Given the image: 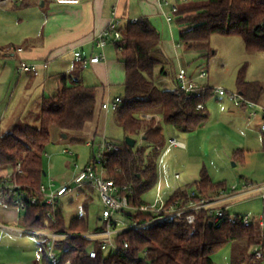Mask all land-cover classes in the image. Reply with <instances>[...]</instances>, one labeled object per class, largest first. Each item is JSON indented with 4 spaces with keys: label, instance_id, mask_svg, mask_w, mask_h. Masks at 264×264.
<instances>
[{
    "label": "trees",
    "instance_id": "trees-1",
    "mask_svg": "<svg viewBox=\"0 0 264 264\" xmlns=\"http://www.w3.org/2000/svg\"><path fill=\"white\" fill-rule=\"evenodd\" d=\"M173 22L181 29L180 44L201 56L211 53L210 42L214 34L240 36L247 52L264 53V0H190L179 5ZM114 44L117 58L125 68L122 102L115 112L126 136L142 138L144 142L139 147L137 144L130 146L126 139L118 143L120 149L109 154L107 169L109 176L119 185L132 186L130 203L141 206L146 203L143 195L151 189L157 177L153 156L164 142V130L157 117L145 118L140 113L160 108L166 124L180 131H193L208 120L206 103L213 94L187 99L175 89L158 85L157 79L164 77L168 69L164 65L166 61L158 57L161 33L147 17L129 22L123 28L122 38ZM82 69L80 64L75 66L71 74L63 78L61 90L43 98L38 126H14L11 133H0V167L21 162L25 173L20 180L32 194L46 175L44 154L51 141V128L58 127L68 134L82 131L102 109V103L100 105L96 97V87L82 82L79 74ZM246 69L247 64L238 72V91L247 100L260 103L264 85L259 80L246 79ZM199 103H204V108H198ZM91 147L93 156L89 163L94 159L95 143ZM191 185L193 188L174 190L170 200L187 198L190 190L207 197L227 188L225 182H214L205 169ZM75 191L80 195L86 192L83 200L85 213L72 217L69 222L62 202L55 222L45 218L47 206L44 204H28L22 211L21 221L30 228H50L62 233L92 231L88 210L94 197L90 194L97 193L88 185ZM127 215L140 223L153 218L151 213L141 211ZM101 228L98 225L94 230ZM240 238L250 248L264 244V229L257 217H252L250 226L230 221L210 226V219L203 210L197 213L194 223L164 220L124 231L118 235L117 242L123 246L127 241L129 247L113 254L105 253L99 241L94 242L88 237L60 239L58 243L62 252L58 264H216L213 252ZM92 245L97 249L95 257L89 252ZM252 256L255 252L249 258Z\"/></svg>",
    "mask_w": 264,
    "mask_h": 264
},
{
    "label": "rangeland",
    "instance_id": "rangeland-1",
    "mask_svg": "<svg viewBox=\"0 0 264 264\" xmlns=\"http://www.w3.org/2000/svg\"><path fill=\"white\" fill-rule=\"evenodd\" d=\"M15 1L18 3L13 1L11 2L12 6L20 5V0ZM49 6L50 1L39 10L25 9L17 14L21 16L27 12L42 11L41 13L45 15ZM11 12L14 11L11 10ZM43 14L36 15L34 19H43ZM28 31L26 29L24 33L27 34ZM160 32L164 39L167 38L172 42L173 37L180 46L178 56L173 50L170 53L167 66L169 72L164 77L157 79L159 86L175 89L177 83L174 75L179 66L184 65L196 74L201 68H205L209 72L207 81L209 80L211 85H221L230 92L238 91V72L245 64H247L246 79L259 80L264 85V53L247 52L244 40L240 36L214 34L210 42L211 53L201 56L199 53L186 50L180 44L181 29L175 24L173 25V35L164 22ZM28 36L26 41L21 38L20 40L23 43H28L30 40L27 38L31 37L29 34ZM13 42L16 43L17 40ZM111 50L113 52L115 49L111 47ZM113 54L118 69L124 70V64L117 61L116 53L113 52ZM20 62L18 56L0 57V133L2 135L11 133L14 126L23 127L28 124L38 126L40 121V109L39 107L33 108V104L38 91L37 85L42 81V77L33 78L28 84L25 77L17 72ZM91 72V66L82 69L79 73L80 78ZM115 73L113 71L111 74L114 80H121L119 79L121 76L115 75ZM105 76H107L106 71ZM93 82L102 86L101 83L96 82V79ZM123 93L124 85L116 81L110 97L115 99L118 94ZM214 96L209 98L206 103L209 113L208 120L193 131H180L172 125L166 124L163 121L160 108L140 113V116L145 118L157 117L164 130V142L153 156L157 177L151 189L143 195L145 201H154L160 180H162V192L165 196H170L172 193L170 191L175 188H193L191 184L200 178L202 169H205L214 182H225L228 189L234 185L241 188L246 182L255 185L264 183V143L261 132V116L250 118L248 110L241 109V106L236 105L228 97L217 99ZM260 102L264 105V91ZM105 121L106 124L103 127ZM102 122L96 135V144H99L104 136L109 141L116 143H121L126 139L127 136L115 111L110 110L107 114L105 112ZM83 131L69 132L68 134L58 127H52L51 141L44 154L46 170L44 182H48L50 179H54L58 185L69 182L80 169L89 163L93 156V149L84 141L88 137ZM65 134L67 136H64ZM172 138L184 142L186 147H169ZM137 140L138 147L143 145L142 138ZM176 174H179L180 177H176ZM216 193L207 197L214 196ZM90 195L94 197V201L90 204L88 216L90 228L94 230L98 225H101L99 217L102 207L98 195L94 193ZM85 198L86 192L80 195L77 191L63 197L61 202L68 222L72 217L85 213L83 208ZM228 205L229 212L232 214H249L253 218L264 215V198L259 192L238 195L231 199ZM11 208L18 212V222L9 223L11 228L0 227V264H35V255L39 250V237L24 232L28 227L21 221L22 210L16 206ZM13 217L12 214L4 215L0 221L8 223V220ZM255 247H248L243 238L236 239L213 252L212 258L216 264H264V256L258 258L255 255L249 258L255 252Z\"/></svg>",
    "mask_w": 264,
    "mask_h": 264
},
{
    "label": "built area",
    "instance_id": "built-area-1",
    "mask_svg": "<svg viewBox=\"0 0 264 264\" xmlns=\"http://www.w3.org/2000/svg\"><path fill=\"white\" fill-rule=\"evenodd\" d=\"M5 1L0 0V3ZM53 1L63 4H77L81 0ZM158 1L168 22L173 23L180 2L188 0H179V2L173 0ZM123 28L116 18L112 19L107 28L95 37V45L99 49V52L86 58L81 51H77L75 52L76 60L83 68H87L91 63H98L104 60L106 58L105 47L109 43H116L122 38ZM22 50L23 48H19V51ZM43 67H48V63H29L21 60L17 66V72L19 74L32 73L39 75ZM208 76L209 72L205 68H201L197 76H191L188 69L184 65H180L175 75L177 83L175 90L187 99L204 97L208 93L228 97L236 105L246 107L249 110L250 118L260 115L262 118L261 130L264 133V105L256 101L247 100L239 91L230 92L221 85L209 84L207 82ZM121 102V96H117L115 99H108L102 103V109L107 112L110 110L115 111ZM204 106V103L198 104V108L200 109L204 108ZM92 144L90 143V145ZM171 146H183V143L172 138L169 142V147ZM119 149L120 145L118 143L109 141L104 136V139L99 144H95L93 161L80 169L69 182L58 185L54 179H50L48 182L43 181L34 192L35 194L30 193L27 189L28 186L20 180V177L25 173L21 162L8 167H0V206H16L25 211L28 204H44L47 206L45 218L55 222V216L63 197L74 192L79 187L92 186L101 201L102 209L99 219L102 228L99 230H92L86 233H62L50 228L28 227L25 229L24 232L39 237V250L35 255V264H45V262L58 264L62 252L58 241L63 238L72 236L88 237L93 239L94 242L99 241L101 249L105 253L113 254L122 251L123 248L129 247L127 241H124L123 246L117 242L118 235L124 231L164 220H184L188 223H194L197 213L203 210L209 217L210 222L213 223V226H220L225 221L232 223L239 222L244 226H250L252 224V217L249 214L230 213L228 202L238 195L255 192L261 193L264 198V183L255 185L254 183L246 182L241 188L238 185H234L231 189L223 188L211 197L201 196L194 190H190L187 198L178 197L170 200V196H165L162 192L163 185L160 181L157 187V196L153 202L146 201L141 206L132 205L130 203V197L133 192L132 186L119 185L114 178L109 176L107 169L109 154L117 152ZM176 177H179V174H176ZM136 211L151 213L153 218L143 223L136 222L127 215V213ZM258 221L264 229V215L259 217ZM0 227L11 228L4 221H0ZM89 252L92 257H95L97 255L96 247L92 245ZM255 255L258 258L264 256V244H259L255 247ZM66 264H70V262Z\"/></svg>",
    "mask_w": 264,
    "mask_h": 264
},
{
    "label": "crops",
    "instance_id": "crops-1",
    "mask_svg": "<svg viewBox=\"0 0 264 264\" xmlns=\"http://www.w3.org/2000/svg\"><path fill=\"white\" fill-rule=\"evenodd\" d=\"M13 1L17 2L15 0H6L0 3V11H2L0 12V57L18 56L20 60H25L29 63H48V67L41 68L39 75L32 73L19 74L25 77L28 84L31 83V79L42 77V81L38 82L36 100L33 104V108L39 107L40 110L43 98L58 93L63 86V78L69 76L73 68L79 65L75 52L81 51L86 58L99 52L95 45V37L107 28L112 19L116 18L125 27L129 22L141 17H147L159 31H161L163 22L167 24L173 35L174 22H168L158 0H81L77 4H63L53 0H20V5L14 4L12 6L11 2ZM49 1L50 6L45 15L41 13L42 11L37 12L40 16L43 14V19H34L36 15H39L35 11L27 12L21 16L17 14L25 9L39 10L46 6ZM173 1L179 2L177 0ZM11 10L14 12H11ZM40 27L41 30L38 31ZM26 29L29 30L27 34L24 33ZM28 34L32 38H27L30 41L23 43L20 38L26 41V37H29ZM14 40H17V42L14 43ZM179 46L173 37L171 42L167 38L164 39L161 34V50L158 53V57L162 61H166L164 65L168 66L167 62L170 59L169 55L172 50L178 56ZM111 47L115 49V44L109 43L105 47L106 58L104 60L98 63H91L87 67L91 66L93 73L91 72L92 74L89 73L81 78L84 84L96 87V97L100 105L111 98V90L116 81L123 85L125 81V68L122 71L118 69L113 54V52L116 53V49L112 52ZM19 48H23V50L19 51ZM107 58L110 60L108 61ZM117 61L119 60L117 59ZM105 71L107 76H105ZM113 71L116 72L115 75L121 76L119 78L121 80H114L111 75ZM168 72L166 70L167 74ZM188 72L191 76L198 75V73L191 72L189 69ZM95 79L102 86L94 84L95 82L93 81ZM207 79H209V76ZM207 82L211 84L209 80ZM117 96H122V94ZM214 97L217 99L223 98V96L217 95ZM240 108L248 110L246 107ZM105 112L107 114V111L100 109L94 120L85 126L84 131L82 130L86 132L88 137L84 141L88 140L86 143L90 147V143L96 144V135L101 128V123H103L102 119ZM105 124L106 121L103 127H105ZM101 131L104 133L102 129ZM182 143L183 146L180 147H186V144ZM160 181L162 182V180ZM176 189L180 188H175L174 190ZM174 190L172 189L170 192ZM11 214L14 217L10 218L11 220L7 219L8 225L9 223L18 222V212L11 207L0 206V219L4 215L10 216Z\"/></svg>",
    "mask_w": 264,
    "mask_h": 264
},
{
    "label": "water",
    "instance_id": "water-1",
    "mask_svg": "<svg viewBox=\"0 0 264 264\" xmlns=\"http://www.w3.org/2000/svg\"><path fill=\"white\" fill-rule=\"evenodd\" d=\"M64 136H67V135L65 134ZM126 142L130 146L134 147L137 144V139L136 138H133V137H130V136H127L126 137ZM210 226H213V223L212 222H210Z\"/></svg>",
    "mask_w": 264,
    "mask_h": 264
}]
</instances>
